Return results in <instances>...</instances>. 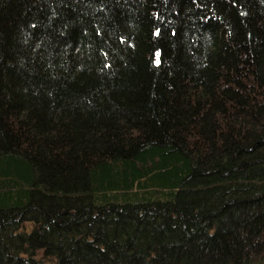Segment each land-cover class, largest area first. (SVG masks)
<instances>
[{"label": "trees", "instance_id": "trees-1", "mask_svg": "<svg viewBox=\"0 0 264 264\" xmlns=\"http://www.w3.org/2000/svg\"><path fill=\"white\" fill-rule=\"evenodd\" d=\"M0 264H264V0H0Z\"/></svg>", "mask_w": 264, "mask_h": 264}]
</instances>
